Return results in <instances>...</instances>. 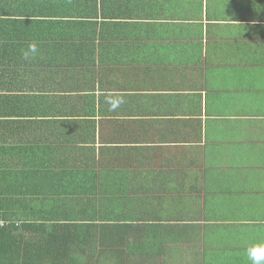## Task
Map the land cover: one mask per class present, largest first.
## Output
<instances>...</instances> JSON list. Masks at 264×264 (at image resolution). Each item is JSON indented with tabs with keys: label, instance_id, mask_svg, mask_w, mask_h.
Returning <instances> with one entry per match:
<instances>
[{
	"label": "crops",
	"instance_id": "0c3cea01",
	"mask_svg": "<svg viewBox=\"0 0 264 264\" xmlns=\"http://www.w3.org/2000/svg\"><path fill=\"white\" fill-rule=\"evenodd\" d=\"M141 1L144 52L51 51L35 26L0 17L2 159L59 173L32 188L38 204L132 193L149 264H251L264 245V0ZM88 171L124 180L92 177L83 195Z\"/></svg>",
	"mask_w": 264,
	"mask_h": 264
},
{
	"label": "trees",
	"instance_id": "16d2710c",
	"mask_svg": "<svg viewBox=\"0 0 264 264\" xmlns=\"http://www.w3.org/2000/svg\"><path fill=\"white\" fill-rule=\"evenodd\" d=\"M8 1L13 6L1 11L0 17L7 18L2 20L35 26L33 36L46 41L51 51L134 53L144 52L147 46V42H140L135 22L150 19L152 13H148V7L141 0ZM134 4L145 11L134 13ZM13 16L29 19L17 21ZM6 35V30L1 29L0 37ZM0 53L2 57L5 55L1 50ZM2 80L0 73V82ZM18 100L15 98L14 102L22 104ZM28 109L31 119L43 114L37 103ZM92 113L95 112L89 115ZM17 117L18 121L13 123L20 125L22 119L20 115ZM36 123L37 120H31L30 125ZM4 129L5 126L0 125V132ZM3 157L0 153V160ZM82 174L90 182V188L85 185L86 190L80 189L83 195L97 190L92 177L115 185L117 180H124L116 171L110 175L103 171ZM57 175L59 173L53 172L27 174L13 170L9 161H0V264H149L154 260V256L148 255L147 241L140 234L149 224L140 223L143 218L136 212L132 193H127L128 198H115L111 203L102 202L95 194L89 196V201L84 196L85 202L74 204L36 203L33 197L37 194L32 193V188L51 185L50 179ZM10 182L21 188L16 193L10 188L9 191L4 186L10 187ZM139 254L148 256L140 259Z\"/></svg>",
	"mask_w": 264,
	"mask_h": 264
},
{
	"label": "clouds",
	"instance_id": "9594fccd",
	"mask_svg": "<svg viewBox=\"0 0 264 264\" xmlns=\"http://www.w3.org/2000/svg\"><path fill=\"white\" fill-rule=\"evenodd\" d=\"M30 51H36L35 45L30 46ZM248 258L251 261V264H264V245L253 246L249 248Z\"/></svg>",
	"mask_w": 264,
	"mask_h": 264
}]
</instances>
